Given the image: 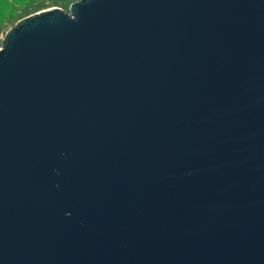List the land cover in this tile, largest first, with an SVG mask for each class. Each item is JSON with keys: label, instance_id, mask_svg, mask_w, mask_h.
Segmentation results:
<instances>
[{"label": "water", "instance_id": "water-1", "mask_svg": "<svg viewBox=\"0 0 264 264\" xmlns=\"http://www.w3.org/2000/svg\"><path fill=\"white\" fill-rule=\"evenodd\" d=\"M0 264H264V0H80L16 23Z\"/></svg>", "mask_w": 264, "mask_h": 264}, {"label": "rangeland", "instance_id": "rangeland-1", "mask_svg": "<svg viewBox=\"0 0 264 264\" xmlns=\"http://www.w3.org/2000/svg\"><path fill=\"white\" fill-rule=\"evenodd\" d=\"M78 1L80 0H0V49L6 33L22 19L51 8L68 12L69 7Z\"/></svg>", "mask_w": 264, "mask_h": 264}, {"label": "trees", "instance_id": "trees-1", "mask_svg": "<svg viewBox=\"0 0 264 264\" xmlns=\"http://www.w3.org/2000/svg\"><path fill=\"white\" fill-rule=\"evenodd\" d=\"M3 2H7V0H3ZM13 18H14V17H12V19H11V20H13Z\"/></svg>", "mask_w": 264, "mask_h": 264}]
</instances>
